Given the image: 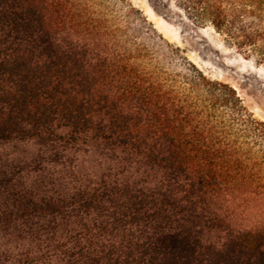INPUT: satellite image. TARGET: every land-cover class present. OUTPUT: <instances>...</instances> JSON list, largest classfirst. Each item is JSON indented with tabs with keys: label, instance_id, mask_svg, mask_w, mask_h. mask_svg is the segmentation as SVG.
<instances>
[{
	"label": "trees",
	"instance_id": "trees-1",
	"mask_svg": "<svg viewBox=\"0 0 264 264\" xmlns=\"http://www.w3.org/2000/svg\"><path fill=\"white\" fill-rule=\"evenodd\" d=\"M104 1L0 0V264H264V123Z\"/></svg>",
	"mask_w": 264,
	"mask_h": 264
},
{
	"label": "rangeland",
	"instance_id": "rangeland-1",
	"mask_svg": "<svg viewBox=\"0 0 264 264\" xmlns=\"http://www.w3.org/2000/svg\"><path fill=\"white\" fill-rule=\"evenodd\" d=\"M124 1L165 39L185 49L208 78L232 86L253 118L264 123V32L255 33L263 29L264 18L217 29L201 5L190 0Z\"/></svg>",
	"mask_w": 264,
	"mask_h": 264
}]
</instances>
